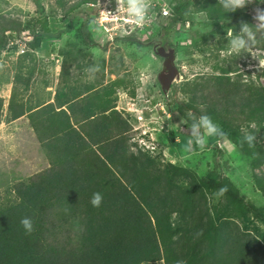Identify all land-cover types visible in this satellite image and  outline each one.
Listing matches in <instances>:
<instances>
[{
	"label": "trees",
	"instance_id": "obj_1",
	"mask_svg": "<svg viewBox=\"0 0 264 264\" xmlns=\"http://www.w3.org/2000/svg\"><path fill=\"white\" fill-rule=\"evenodd\" d=\"M33 1L42 7L40 0ZM95 1L79 0L70 9ZM187 4L174 0L163 29L185 21ZM194 5L214 24L212 33L221 34V38L217 36L218 51L227 47L228 29L238 31L241 22L254 24L245 7L225 14L218 0H197ZM158 7L151 8L161 16ZM16 23L0 26V48L7 42L8 31L22 29ZM263 30L256 33L254 47H264ZM41 37L33 33L27 46L34 49L43 42L51 44ZM126 41L139 43L129 37ZM216 55L219 59L211 71L183 80L175 88L186 96L173 100L175 117L209 114L241 152L251 157L253 166L262 165L264 84L256 82L250 71L241 72L235 56ZM253 71L257 78H264V69ZM13 79L6 100L9 120L37 114L41 107L27 109L23 101L28 76L15 73ZM16 82H21V89H16ZM111 93L94 90L89 111L73 122L65 109L56 111L51 102L43 107L35 129L46 137L43 146L49 153V165L17 181L12 189L14 199L0 207V264H143L156 260L164 264H264V229L257 226L254 234L247 232L250 218L264 225V210L247 201L216 170L198 178L199 189L189 185V190H182L149 156L128 153L125 133L130 127ZM80 95L77 92L74 97ZM86 95L81 99L89 100ZM3 105L0 96V122ZM76 123L92 127L80 133ZM246 129L256 135L252 146L241 143ZM256 182L264 192V176L256 177ZM222 188L226 189L223 193ZM97 191L103 200L93 207L90 201ZM210 196L218 197L215 204H210ZM25 216L33 220L30 234L20 223ZM236 222L244 232L240 227L232 228L233 233L224 231Z\"/></svg>",
	"mask_w": 264,
	"mask_h": 264
},
{
	"label": "rangeland",
	"instance_id": "obj_2",
	"mask_svg": "<svg viewBox=\"0 0 264 264\" xmlns=\"http://www.w3.org/2000/svg\"><path fill=\"white\" fill-rule=\"evenodd\" d=\"M78 1L40 0V7L33 0H0V26L14 21L23 29L8 31L7 42L0 48V96L4 98L0 122V207L14 199L12 189L17 181L48 166L45 148L35 129L41 120V109L38 115L27 113L22 119L9 120L6 100L14 83L13 76L15 73L21 78L28 76L29 86L23 101L27 109L37 108L41 106V70L46 72L44 78H49L44 67L57 64L61 66V74L71 73L64 83L68 86L73 82L74 92L79 87L77 92L83 95L89 91L88 97L94 90L112 91L110 96L130 127L125 133L128 153L149 156L155 167L182 190H189V185L199 189L198 178L216 170L247 201L264 210V192L256 182V177L264 176V164L253 166L251 157L242 153L241 147L227 135L210 138L202 149L194 145L188 150V125L180 124L181 119L173 111V100L186 98L179 88L175 92V88L183 80L211 71L219 59L216 54L219 57L229 54L227 47L218 51L217 36L221 38V34L212 33L214 24L194 5L197 0H177L188 3L183 15L185 21L176 22L166 30L163 27L168 25L174 0H146L149 10L145 23L140 25L127 14V0H96L93 5L70 9ZM154 3L165 5L169 13L160 16L157 9L151 8ZM245 9L253 23H259L257 10H264V4L253 0ZM33 33L42 35V40H50L52 49L48 53L41 52V45L34 49L27 46ZM126 37L139 43L126 41ZM154 44L175 51L179 76L167 92L162 91L157 78L163 58L155 53ZM202 48L205 51H200ZM260 59L264 60V55ZM236 62L241 72L250 71L256 82L264 84V78L254 76V68L260 67L258 58L243 53L236 57ZM20 83L15 84L17 90L23 86ZM209 200L212 205L218 197L210 196ZM240 226L237 222L230 223L224 231L232 232V228ZM257 226L264 229L260 221L250 218L247 232L254 234ZM239 230L244 232L242 227Z\"/></svg>",
	"mask_w": 264,
	"mask_h": 264
},
{
	"label": "clouds",
	"instance_id": "obj_3",
	"mask_svg": "<svg viewBox=\"0 0 264 264\" xmlns=\"http://www.w3.org/2000/svg\"><path fill=\"white\" fill-rule=\"evenodd\" d=\"M221 8L225 14L234 12L237 9L244 8L245 5L252 3L253 0H218ZM257 4H264V0H255ZM156 6L159 4L155 3ZM153 4L152 7H155ZM159 8V7H158ZM149 10V4L146 0H127L126 11L127 14L134 20L137 25L143 24L146 21V17ZM161 13V11H160ZM161 16H164L161 14ZM259 23L241 22L239 30H232L227 34V50L229 55L238 57L243 53H251L253 57L259 59V66L264 69V60L260 59L261 55H264V47H254L256 43V33L264 29V10H257V17ZM251 41V43H250ZM154 48V47H153ZM180 124L188 125V133L190 139L187 141L186 148L192 150L193 146L204 148L209 139L213 137H222L225 135L223 129L218 125L213 118L207 114H201L195 116L190 114L189 119L181 117ZM256 141V135L254 133H245L241 143L247 142L249 146H252ZM226 189H220L223 193ZM103 200V194L99 191L94 192L91 197V204L93 207H99ZM25 232L30 234L34 230L33 220L29 216H25L20 220ZM177 264H183V262H177Z\"/></svg>",
	"mask_w": 264,
	"mask_h": 264
},
{
	"label": "crops",
	"instance_id": "obj_4",
	"mask_svg": "<svg viewBox=\"0 0 264 264\" xmlns=\"http://www.w3.org/2000/svg\"><path fill=\"white\" fill-rule=\"evenodd\" d=\"M44 44H45L44 42L41 44V52L46 54L52 48L51 45L47 46ZM58 57L59 56H57V58ZM44 69L47 71V76L49 78L47 77L44 78L46 72L41 70V106H39L41 107V112L45 109V108L43 109V107L51 102L56 111H60V109H65L68 113L71 122H73L74 119L80 120L82 117H84V114L89 111L90 106L92 105L91 102L94 99L93 96L92 95L88 96L90 97L89 100L81 99L82 95L80 97H74L72 94L73 93L76 94L77 91L80 89L79 87H76L74 92V88L72 87V85L74 84L73 82H70L68 86L65 85L66 81L69 80L71 73L70 75L65 74V72L64 74L63 73L61 74V70H60L61 66L57 64H51L48 67H44ZM87 93L88 92L83 93V95ZM70 107H72L71 111H70ZM26 116L27 113L16 119H22L23 117ZM9 123H12V121H10ZM73 125L76 129L79 130L80 133L84 128H85L84 130H87L89 132V128L92 127L90 124L88 126H84L83 128L81 127L83 125H79V123ZM45 140L46 137L43 134H41L42 146L44 145ZM43 148H45L46 156L49 155L47 148L45 146H43ZM48 165H49V161H48Z\"/></svg>",
	"mask_w": 264,
	"mask_h": 264
},
{
	"label": "water",
	"instance_id": "obj_5",
	"mask_svg": "<svg viewBox=\"0 0 264 264\" xmlns=\"http://www.w3.org/2000/svg\"><path fill=\"white\" fill-rule=\"evenodd\" d=\"M155 53L163 57L162 68L157 78L163 92H167L173 81L179 76V70L175 65V51L173 48H165L162 45H154Z\"/></svg>",
	"mask_w": 264,
	"mask_h": 264
},
{
	"label": "built area",
	"instance_id": "obj_6",
	"mask_svg": "<svg viewBox=\"0 0 264 264\" xmlns=\"http://www.w3.org/2000/svg\"><path fill=\"white\" fill-rule=\"evenodd\" d=\"M154 5H155V3H154ZM159 9H160L162 15H167L169 13L165 5L159 6Z\"/></svg>",
	"mask_w": 264,
	"mask_h": 264
},
{
	"label": "flooded vegetation",
	"instance_id": "obj_7",
	"mask_svg": "<svg viewBox=\"0 0 264 264\" xmlns=\"http://www.w3.org/2000/svg\"><path fill=\"white\" fill-rule=\"evenodd\" d=\"M154 45H157V44H154ZM154 45H153V47H154ZM163 58V57H162Z\"/></svg>",
	"mask_w": 264,
	"mask_h": 264
}]
</instances>
